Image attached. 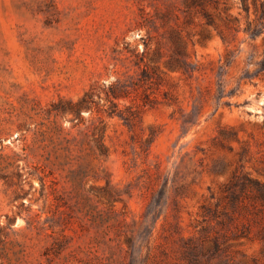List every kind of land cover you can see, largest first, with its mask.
I'll return each instance as SVG.
<instances>
[{"label":"rangeland","instance_id":"1","mask_svg":"<svg viewBox=\"0 0 264 264\" xmlns=\"http://www.w3.org/2000/svg\"><path fill=\"white\" fill-rule=\"evenodd\" d=\"M219 1L220 26L230 14L243 27L242 0ZM248 1L249 20L256 15ZM183 9L184 0H0V264H185L181 237L193 234L204 198L241 169L244 147L245 169L257 174L253 167L264 160V21L254 36L242 29L225 40L195 10L185 25ZM167 20L190 32L198 70L190 81L174 75L185 111L200 112L198 123L183 125L166 104L147 109L141 126L157 136L144 153L123 119L97 113L109 154L93 157V116L84 109L87 120L75 119L71 104L137 66L146 41L149 61L157 37L166 39L159 33ZM142 22L159 25L157 37L150 40ZM221 128L234 129L239 140L226 139ZM158 165L163 175L153 182L146 169ZM164 175L184 185L182 193H165ZM107 179L122 194L114 206L104 191L91 190ZM254 232L236 246L235 263L264 264V239Z\"/></svg>","mask_w":264,"mask_h":264},{"label":"trees","instance_id":"2","mask_svg":"<svg viewBox=\"0 0 264 264\" xmlns=\"http://www.w3.org/2000/svg\"><path fill=\"white\" fill-rule=\"evenodd\" d=\"M253 3L256 15L254 19L248 20V13H251L252 8L250 2L242 0V6L246 11L245 25L242 27L238 17L228 14L221 17L224 25L221 27L216 19L220 9L219 0H184L183 11L186 12L184 24L191 23L190 17L195 10L204 18L207 25L218 29L225 40L228 39L229 33L236 34L242 29L254 36L260 32L259 25L264 21V1L258 4V0H253ZM224 9H227L226 5ZM148 23L142 22L140 25L147 27L148 38L151 40V37H157L153 35V31L159 32L160 26L155 22ZM161 26H166V32L159 34L166 39L164 41L163 38L157 37V47L149 61L146 60V52L150 41H146L143 51L135 53L137 66H129L121 77L103 83L99 89L92 85L90 90L70 106L76 115L75 119L79 121L87 120L82 115L84 109L89 110L92 116L101 112L109 116H119L128 125L132 141L138 143L144 153L149 152L157 136L154 131L145 135L141 126L147 109L160 104L174 107L173 114L183 125L197 124L196 115L200 113L185 111L180 98L179 81L174 75L177 73L180 80L190 81L198 70L197 66H193L189 52L190 32L185 33V28H180L179 22L171 23L167 20ZM164 42L168 46L166 53L162 49ZM164 57L165 66H160L159 62ZM62 110L65 111L66 107ZM90 120L89 134L92 145L89 153L95 158L107 156L109 150L104 141L103 118L99 115L93 116ZM220 134L226 139L233 137L239 140L234 129L221 128ZM247 152L244 147L240 154L243 162L241 169L233 172L221 186L220 193L211 191L200 203L193 234L181 237L179 248L185 264H238L235 263L234 254L240 251L236 246L241 244L243 238H248L255 230L254 233L264 239V160L261 166L253 167L257 174L252 170H246L244 160ZM146 174L150 180L157 182L163 172L158 165L155 168H147ZM97 176V172H94L93 177ZM175 182L176 178L170 180V177L164 175L163 191L166 193L173 187L177 195L182 193L184 185L174 187ZM157 184L159 183L155 185ZM91 190L104 191L102 198L104 197L103 200L105 199L109 206H114L115 202L122 199L120 190L111 184L109 179L105 186L93 185ZM150 256L151 252L147 258Z\"/></svg>","mask_w":264,"mask_h":264}]
</instances>
